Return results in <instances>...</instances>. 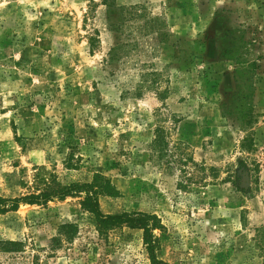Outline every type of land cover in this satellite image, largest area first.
I'll return each instance as SVG.
<instances>
[{
  "label": "rangeland",
  "instance_id": "rangeland-1",
  "mask_svg": "<svg viewBox=\"0 0 264 264\" xmlns=\"http://www.w3.org/2000/svg\"><path fill=\"white\" fill-rule=\"evenodd\" d=\"M117 3L139 12L114 33L103 0H0V196L34 192L51 174L69 184L102 173L119 194L100 196L101 209L158 215L166 262L264 264V0ZM235 28L258 63L248 126L235 119L237 64L221 54ZM127 41L136 47L108 62ZM158 126L161 159L150 147ZM82 199L0 214V239L24 243L0 264H151L142 229L102 237ZM62 224L78 231L55 249Z\"/></svg>",
  "mask_w": 264,
  "mask_h": 264
},
{
  "label": "trees",
  "instance_id": "trees-1",
  "mask_svg": "<svg viewBox=\"0 0 264 264\" xmlns=\"http://www.w3.org/2000/svg\"><path fill=\"white\" fill-rule=\"evenodd\" d=\"M106 6L107 20L111 26V31L121 32L122 26L127 20L133 18L139 12L137 7H125L119 5L117 0H103ZM129 14V16H125ZM138 16H142L138 14ZM156 21V19H153ZM151 21H146L145 25L147 32L155 31L158 35H162L161 41H165V33L155 30L149 26ZM245 30L235 28L227 30L222 37L221 54L224 58L234 60L237 64L235 70V79L237 82L238 91L235 95V110L236 121L241 126H248L254 123L252 99L255 88V72L257 70V61H249L246 54L248 53V41L245 38ZM98 40V31L96 35L89 37V44L93 49ZM136 47V44L127 41L114 45L108 57V62L113 63L118 60L116 57L119 50L127 49L128 47ZM133 49V48H132ZM127 53L129 51L127 50ZM141 94V93H139ZM151 150L158 154L161 159L169 152V141L166 137L165 128L158 126L155 130V138L150 144ZM241 148L249 151L253 149V139L246 137ZM39 188L36 191L20 197H3L0 196V214H5L10 211H17L21 204L43 205L55 199L63 200L68 196L76 194L83 195L82 208L91 213L97 224V230L102 237H107L109 232L121 225H128L133 228L143 230V240L146 250L149 254L151 264H170L158 256V237L154 231L162 229L163 224L160 217L156 214L144 211H124L121 213H105L100 206V196H118L119 190L113 183L110 177L102 173H94L90 182H72L64 184L57 179L55 175H50V178L43 179L39 182ZM67 229H69L67 231ZM66 230V231H65ZM78 228L75 224H62L59 229L58 236L53 239L55 243L53 248L61 246L62 241H72L76 236ZM66 232V233H65ZM67 234V235H65ZM24 251V243L22 241L0 239V252L2 253H20Z\"/></svg>",
  "mask_w": 264,
  "mask_h": 264
}]
</instances>
